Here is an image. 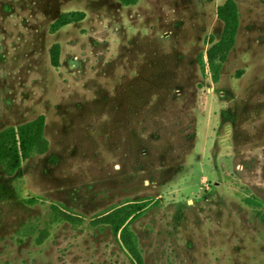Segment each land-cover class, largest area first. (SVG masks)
I'll use <instances>...</instances> for the list:
<instances>
[{
	"label": "rangeland",
	"instance_id": "rangeland-1",
	"mask_svg": "<svg viewBox=\"0 0 264 264\" xmlns=\"http://www.w3.org/2000/svg\"><path fill=\"white\" fill-rule=\"evenodd\" d=\"M226 1L0 0V132L43 116L49 142L0 167V264H135L92 222L139 202L144 264H264V0H233L215 82Z\"/></svg>",
	"mask_w": 264,
	"mask_h": 264
},
{
	"label": "trees",
	"instance_id": "trees-1",
	"mask_svg": "<svg viewBox=\"0 0 264 264\" xmlns=\"http://www.w3.org/2000/svg\"><path fill=\"white\" fill-rule=\"evenodd\" d=\"M118 1L127 7L137 3V0ZM217 16L223 23V32L219 41L212 44L206 55L208 67L215 82H218L221 68L236 45L239 30L237 4L233 0L226 1L218 8ZM82 19V13L64 14L53 25L52 31L56 32L72 23L80 22ZM199 63L203 66V57L199 59ZM45 127V118L41 116L32 122L18 127H9L0 132V167L6 176H14L23 162L33 156H42L48 152L49 142L45 135ZM246 202L250 206H256V203L251 199L246 200ZM148 206V202L130 203L111 210L92 222L93 226H109L117 235L120 234V240L135 264H144V260L138 238L130 226ZM53 212V221H67L74 224L76 222L73 216L63 212L58 207H53ZM260 216L264 223V214ZM45 237L46 233L43 231L37 242L41 244Z\"/></svg>",
	"mask_w": 264,
	"mask_h": 264
}]
</instances>
